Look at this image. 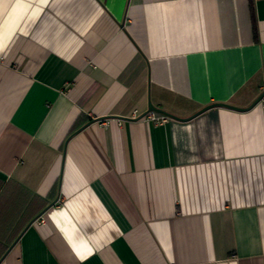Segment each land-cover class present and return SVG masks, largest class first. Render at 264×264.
<instances>
[{
  "label": "crops",
  "instance_id": "1",
  "mask_svg": "<svg viewBox=\"0 0 264 264\" xmlns=\"http://www.w3.org/2000/svg\"><path fill=\"white\" fill-rule=\"evenodd\" d=\"M263 91L264 0H0V264H264Z\"/></svg>",
  "mask_w": 264,
  "mask_h": 264
},
{
  "label": "water",
  "instance_id": "2",
  "mask_svg": "<svg viewBox=\"0 0 264 264\" xmlns=\"http://www.w3.org/2000/svg\"><path fill=\"white\" fill-rule=\"evenodd\" d=\"M264 99V91L246 108H240V107H236V106H233V105H229V104H225V103H212V104H208L204 107H202L200 110H198L197 112H195L194 114H192L191 116H189L188 118H184V120L186 119H190L196 115H198L199 113L211 108V107H226V108H230V109H234V110H241V111H245V110H250L252 109L254 106H256L258 103H260L262 100ZM149 111H152V112H156V113H159V114H162V115H165L169 118H172V119H177V120H182L181 118H178L168 112H165L164 110H161L159 108H156L155 106H153L150 102V99H149V95H148V101H147V110L146 112H144L142 115H144L145 113L149 112ZM99 120V119H97ZM90 123L86 124L85 126L89 125ZM84 127V126H83ZM83 127L77 129L76 131H74L71 135H75L78 131H80ZM57 201V197L52 201L50 202V204H48L46 206V208H44L40 213L37 214V216L35 218H33L26 226L25 228L22 230V232L18 235V237L16 238V240H14V242H12V244L9 246V248L6 250V252L3 254V256L0 258V261L4 258V256L9 252V250L13 247V245L16 243V241L19 239V237L21 236V234L37 219L39 218L42 213L50 206H52L55 202Z\"/></svg>",
  "mask_w": 264,
  "mask_h": 264
},
{
  "label": "built area",
  "instance_id": "3",
  "mask_svg": "<svg viewBox=\"0 0 264 264\" xmlns=\"http://www.w3.org/2000/svg\"><path fill=\"white\" fill-rule=\"evenodd\" d=\"M262 102V105H263V108H264V99L261 101ZM132 118H137V119H143V120H146V121H152L153 123L155 124H163L166 120H167V117L165 115H160V114H157L155 112H152V111H149L147 113H145L144 115H139L137 114L136 111L132 112Z\"/></svg>",
  "mask_w": 264,
  "mask_h": 264
},
{
  "label": "trees",
  "instance_id": "4",
  "mask_svg": "<svg viewBox=\"0 0 264 264\" xmlns=\"http://www.w3.org/2000/svg\"><path fill=\"white\" fill-rule=\"evenodd\" d=\"M33 219V218H32ZM32 219H30L29 221H28V223L32 220ZM27 223V224H28ZM18 236V234L16 235V236H14V238L12 239V241L16 238Z\"/></svg>",
  "mask_w": 264,
  "mask_h": 264
}]
</instances>
